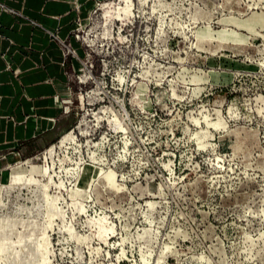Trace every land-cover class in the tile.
Masks as SVG:
<instances>
[{
	"label": "rangeland",
	"instance_id": "1",
	"mask_svg": "<svg viewBox=\"0 0 264 264\" xmlns=\"http://www.w3.org/2000/svg\"><path fill=\"white\" fill-rule=\"evenodd\" d=\"M78 33L74 140L0 184V264H264V0H104Z\"/></svg>",
	"mask_w": 264,
	"mask_h": 264
},
{
	"label": "crops",
	"instance_id": "2",
	"mask_svg": "<svg viewBox=\"0 0 264 264\" xmlns=\"http://www.w3.org/2000/svg\"><path fill=\"white\" fill-rule=\"evenodd\" d=\"M101 1L0 0V184L71 132L87 57L76 35Z\"/></svg>",
	"mask_w": 264,
	"mask_h": 264
},
{
	"label": "bare ground",
	"instance_id": "3",
	"mask_svg": "<svg viewBox=\"0 0 264 264\" xmlns=\"http://www.w3.org/2000/svg\"><path fill=\"white\" fill-rule=\"evenodd\" d=\"M74 133L73 132H70V133H67V134H65L60 140H59V142L57 143V144H55V145H52L48 150H47V155L48 156H50V157H53L54 155H55V153H56V151H57V148H59V147H64V146H67V145H69V144H71L72 142H73V140H74ZM60 149V148H59ZM19 167H20V164H18V165H16V166H13V167H11V169H10V179H11V177H13L14 176V173L16 172V170L17 169H19ZM23 169V168H22ZM11 181V180H10ZM12 183V182H11ZM23 247H24V245H22ZM10 248V247H9ZM22 248V247H21ZM26 248V247H25ZM24 249V248H23ZM28 249V248H27ZM26 249V250H27ZM42 249V248H41ZM11 250V249H10ZM17 250V249H16ZM22 250V249H21ZM8 251V250H7ZM22 252H23V250H22ZM18 253V252H17ZM30 252H28V254H29ZM31 254V253H30ZM39 254V253H38ZM9 256H11V255H9ZM13 256H16V255H13ZM36 257V256H35ZM11 258H13V257H11ZM18 258H19V256H18ZM41 258V257H40ZM34 259V258H33ZM31 260V259H30ZM34 261V260H33ZM37 261V260H36ZM14 262V261H13ZM22 263L23 262V259L20 261V259H19V261H17V263ZM26 262V261H25ZM30 262V261H29ZM28 262V264H30ZM20 263V264H21ZM24 263V262H23ZM22 263V264H23ZM33 263V262H32ZM34 263H36L35 261H34ZM24 264H26V263H24Z\"/></svg>",
	"mask_w": 264,
	"mask_h": 264
},
{
	"label": "built area",
	"instance_id": "4",
	"mask_svg": "<svg viewBox=\"0 0 264 264\" xmlns=\"http://www.w3.org/2000/svg\"><path fill=\"white\" fill-rule=\"evenodd\" d=\"M2 7L5 8L4 6H2ZM6 10H7L8 12L12 13V14H17V15H19V13H17V12L14 11V10H11V9H6ZM78 32H79V30H78ZM76 37L79 38V33H77ZM68 52H69L70 54H72V55L75 54V52L72 51V50L69 49V48H68Z\"/></svg>",
	"mask_w": 264,
	"mask_h": 264
}]
</instances>
